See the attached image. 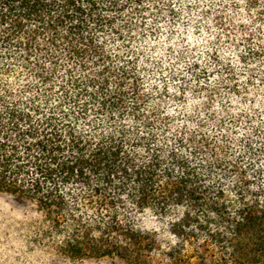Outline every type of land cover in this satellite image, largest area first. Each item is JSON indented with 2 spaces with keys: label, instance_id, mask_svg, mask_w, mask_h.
I'll return each mask as SVG.
<instances>
[{
  "label": "trees",
  "instance_id": "obj_1",
  "mask_svg": "<svg viewBox=\"0 0 264 264\" xmlns=\"http://www.w3.org/2000/svg\"><path fill=\"white\" fill-rule=\"evenodd\" d=\"M0 193L46 264H264V0H0Z\"/></svg>",
  "mask_w": 264,
  "mask_h": 264
},
{
  "label": "rangeland",
  "instance_id": "obj_2",
  "mask_svg": "<svg viewBox=\"0 0 264 264\" xmlns=\"http://www.w3.org/2000/svg\"><path fill=\"white\" fill-rule=\"evenodd\" d=\"M24 207L13 196L0 193V264H46V256L31 250L25 255L23 230L31 221L23 213ZM26 260V261H25ZM192 264H210L208 260L192 259ZM83 264H113L109 261Z\"/></svg>",
  "mask_w": 264,
  "mask_h": 264
}]
</instances>
